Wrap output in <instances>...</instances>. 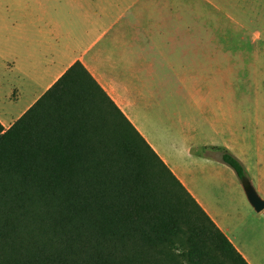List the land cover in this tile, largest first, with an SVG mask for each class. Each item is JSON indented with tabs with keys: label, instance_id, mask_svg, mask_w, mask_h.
I'll use <instances>...</instances> for the list:
<instances>
[{
	"label": "crops",
	"instance_id": "1",
	"mask_svg": "<svg viewBox=\"0 0 264 264\" xmlns=\"http://www.w3.org/2000/svg\"><path fill=\"white\" fill-rule=\"evenodd\" d=\"M216 17L263 34L264 0H0V124L80 62L246 263L264 264V210L214 155L232 153L264 199L263 116L248 106L262 78L236 55L264 44L216 42L201 26Z\"/></svg>",
	"mask_w": 264,
	"mask_h": 264
},
{
	"label": "trees",
	"instance_id": "2",
	"mask_svg": "<svg viewBox=\"0 0 264 264\" xmlns=\"http://www.w3.org/2000/svg\"><path fill=\"white\" fill-rule=\"evenodd\" d=\"M214 155L249 181L232 153ZM179 256L247 264L80 62L8 129L0 124V264Z\"/></svg>",
	"mask_w": 264,
	"mask_h": 264
},
{
	"label": "rangeland",
	"instance_id": "3",
	"mask_svg": "<svg viewBox=\"0 0 264 264\" xmlns=\"http://www.w3.org/2000/svg\"><path fill=\"white\" fill-rule=\"evenodd\" d=\"M195 22H196V19H193L192 21L184 20L181 23L183 24V26H187L188 24H190L192 26H197V25H195ZM263 22H264V20H263ZM198 26H200V25L198 24ZM201 26H209L215 30L216 42L229 43V44H233V45L244 44V43H253V44H262L263 43L264 44V29L262 30L263 34H260V35H249V34L248 35H243V34L241 35L240 34L241 31L239 29V19L232 20L231 22H228L226 19H224L222 17L221 18L216 17L214 20L210 19V21H204L203 25H201ZM236 55H239L240 56L239 59L242 60L243 62H245V65L248 66L247 69H248L249 75L254 77L256 72H258L259 79L262 78L260 80L261 83L249 84V90L257 88L259 91H261V93H264V63H259L260 61H264V51H262V52L261 51H258V52H241V53H236ZM256 103H258V104L256 105ZM248 106L253 107L252 108L253 111L251 112V114H249V119L253 120L257 117L263 116L262 122L264 123V99L258 100V101L257 100H248ZM249 113H250V111H249ZM114 124L116 127H118V121L117 120L114 122ZM111 142H112V144H114V139L111 140ZM180 250L181 249H179V252H180ZM178 263L179 264H189L181 256H179Z\"/></svg>",
	"mask_w": 264,
	"mask_h": 264
},
{
	"label": "water",
	"instance_id": "4",
	"mask_svg": "<svg viewBox=\"0 0 264 264\" xmlns=\"http://www.w3.org/2000/svg\"><path fill=\"white\" fill-rule=\"evenodd\" d=\"M243 193L255 212L264 210V200L257 194L256 190L249 181H241Z\"/></svg>",
	"mask_w": 264,
	"mask_h": 264
}]
</instances>
